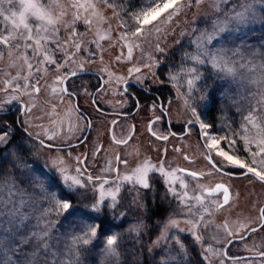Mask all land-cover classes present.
<instances>
[{"label": "snow or ice", "instance_id": "snow-or-ice-1", "mask_svg": "<svg viewBox=\"0 0 264 264\" xmlns=\"http://www.w3.org/2000/svg\"><path fill=\"white\" fill-rule=\"evenodd\" d=\"M201 2L202 0H159V2L157 0H147L148 6L133 12L128 20H124L120 13L114 11V15L120 19L118 27L121 28V32L113 41L110 20L103 16L101 12L104 6L115 9L116 6L111 0H83V2L72 0L70 7L74 11L71 13L66 10L68 5L61 3V0H0V17H3L6 23L10 21L12 25L11 31L7 35L0 32V45L22 49L23 54L20 59L24 62L27 70V75L21 74L23 67L15 76L8 74L6 79L0 82V92H3L6 97H10L14 101L22 100L24 95L30 97L29 102L25 104L23 116H29L32 109L36 107L34 95L39 94L42 89L45 91L51 89L53 94H58L57 99L61 101L65 95L69 98L76 97L80 93L75 90L69 91L67 82L71 77L77 76V70L84 67L82 60L75 59L81 52L87 53L88 62H92L93 57L99 56L100 62L103 63L104 58L101 53L105 49L101 41L107 39L109 47H119L121 49L119 54L114 57L117 63L122 58L129 63H133L134 48H141V44L135 43L132 38L143 41L147 36L155 34L156 42L152 45V48L155 52L163 53L164 48L160 46L159 39L161 35L165 34L168 26L174 23V17L191 7L193 3L198 5ZM211 2L214 6L217 4V0H211ZM81 10L86 14L81 15ZM247 13L248 9L245 8L244 11L237 12L231 19L239 23H246L250 18ZM30 17H34L39 23L32 24L29 20ZM78 21L86 25L89 31H92L95 26L93 39H86V34L79 33L76 30ZM61 29L64 31L61 32ZM224 30V27L219 28L221 32ZM200 39L204 43L199 46V53L193 59L204 63L205 58H210L214 67H220L217 55L211 54L210 49L207 48V42L212 40V35L205 32L201 34ZM18 40L24 41V43H13ZM31 41H34V43ZM49 43L53 47L50 48ZM92 45H95V48ZM28 49L32 50L31 56L27 54ZM57 53L62 54V59L57 57ZM9 55H11V52H9ZM141 56H143V52H141ZM34 58H38L35 64L31 62ZM148 59L151 61L153 57L149 56ZM45 65L52 67L55 73L54 77H49V67ZM72 65H76V69H72ZM15 66L13 65V67ZM153 67L154 63H145L142 67L133 63V66L128 69V73L129 75L138 74L135 78L139 81L143 78L142 68L147 69L149 74L154 77ZM261 68H264V64L261 65ZM100 71L104 72L107 78L102 79V83L97 86L95 92H89L87 88L82 89V92L84 96L92 98L93 110L102 114V93L123 97L131 94L126 89L120 90L112 87L114 73L110 72L108 67H102ZM189 71L196 73L197 69L191 68ZM227 71L232 72L234 69L228 68ZM169 78L172 80L177 79L176 76L171 74H169ZM199 78V75H196L193 79L187 81L189 92L192 91L194 80ZM49 79H51V83H49ZM41 81H44V83L41 84ZM155 82L163 83L162 81ZM253 82L259 83L260 87L264 88V74H261L258 81ZM115 83L126 84L127 77H116ZM53 85H59V87ZM261 95L264 96V92ZM97 97H100V99H97ZM107 103L111 104L112 102L107 101ZM127 103L126 98L116 101V105L121 108L125 107ZM132 103L134 107L139 104L138 98H134ZM184 103L190 118L185 119L180 124V133L184 137H191L195 133L200 154L199 159H193L188 155H184L183 159L189 161L190 166L195 170L166 168L163 162L153 163L146 156L139 160L135 167L130 168L128 157L133 155L132 152L126 151L123 157L119 154L108 155V149L99 141L93 144L90 153L81 152L73 155V149L78 145H73L71 141L76 139L79 143H88L87 137L83 133L95 123L88 115L80 111L78 105L73 106L71 109V112L77 114L76 123L69 120L67 126L60 122L51 128L37 125L41 129L40 133H27L29 137L37 141L40 148H47L49 151L57 153V155L50 157V163L49 161L44 163L45 166L56 173V183L60 187L59 195L55 192H49L45 188V181L41 179L45 176L43 171H40L37 175L36 169L29 168L26 163H19V157H14L16 166L26 169L25 174L36 182V186L48 199L50 207L43 213L44 216L52 212L57 215L67 214L71 216L77 213L80 215L83 227L81 228V234L73 237V248L77 245H89L93 239L108 232L109 234L105 236L107 245L105 252L109 255L118 256L117 248L119 247L120 235L111 233V229H106L105 220L107 216L104 215L109 211L115 215L116 209L123 206L122 186L116 183V180H133L135 183L142 185L143 189H150V172L161 173L168 178L169 184L173 182L177 172H187V175L196 181V190H199L201 194L193 196L196 203L200 205V209L197 210L198 214H193L192 210L188 209L187 216L184 218H176L178 214L169 216L153 241V245L149 247V252L152 251V247H159L171 239L179 246L181 252L186 253L179 236H170V230L191 233L195 241L200 242L203 247L206 242L204 231L214 226V231L208 240V247L204 249L206 255L202 259L207 261V264H213L212 257L207 255V253H213L218 257L216 264H226V251L222 247L217 250L214 245H233L237 240L244 242L246 240L245 233L255 234L258 231L256 227L248 222L250 218L237 219L234 222V227H229L227 218L224 223L214 225V219L212 218L218 212H223L226 208L233 206L234 202L230 197L232 188L230 181L243 178L264 184V105L261 106L259 114H252L249 110L250 114L242 120L238 128L226 125L221 129H217L213 124L205 122L197 108L190 104L187 99ZM157 108L161 109L160 115H155V109ZM54 111L55 106H53ZM149 111L153 112L154 117L149 119L148 127L152 137L162 142H168L170 137H176L175 132L166 130L158 133L152 130L154 125L165 118L167 108L163 104L153 102L149 107ZM2 112H4V105L0 103V113ZM23 122L31 123V120ZM111 123L114 125L117 121L113 120ZM134 127L131 126L127 137L117 139L113 135L111 139L117 145L127 148L129 142L134 140ZM173 127H175V124H173ZM77 132L80 133L78 137L76 136ZM12 135L11 125L0 127V147L8 145ZM57 141H59V144L56 143ZM19 147L23 149L24 143L22 142ZM40 148L32 153L37 159L39 158ZM163 151L166 153L167 148H164ZM176 151L179 152L180 149H176ZM61 152H66L67 157L71 158L74 163L69 164L64 156L59 154ZM136 154L139 155V153ZM97 156H101L104 161L103 165L98 170L88 171V168L92 166L89 162L95 161ZM201 163L204 166L203 168L196 167ZM121 165H123L125 173L123 175L121 174ZM113 174H115L116 180L110 181L109 177ZM201 181H207V183H201ZM181 183L184 184L185 190L179 196L181 201L186 202L189 185L184 183L183 180H181ZM172 192L175 194L176 189L173 188ZM132 205L143 208L146 215L149 212V207L142 200L140 192H136L132 199ZM181 212H183V209H181ZM126 215V212L123 211L118 214L121 218L126 217ZM102 216L103 219H101ZM255 219L260 228L264 229V208L259 209L258 217ZM95 221H99V223ZM181 224L185 227L182 228ZM48 227L50 225H46L42 231L32 232L31 235L20 238L19 244L21 247L14 249V251H22L23 246L29 244L33 248V251L27 254V258L21 264H39L38 250L41 247L44 249L49 248L47 243ZM148 227L149 225L140 221L129 230L137 234L136 243L140 242L138 239L140 231L142 229L146 230ZM2 243L0 241V252L3 251ZM244 247L247 248L248 245L245 243ZM260 247L264 248V243ZM256 248V244L253 243L251 250L259 258L258 264H264V251H256ZM170 259L176 260L177 257L172 256ZM0 264H17V262L11 257H0ZM44 264H48V262L45 261ZM61 264H75V262L62 261ZM163 264H168V261L165 260ZM227 264H249V260L229 257L227 258Z\"/></svg>", "mask_w": 264, "mask_h": 264}, {"label": "rangeland", "instance_id": "rangeland-1", "mask_svg": "<svg viewBox=\"0 0 264 264\" xmlns=\"http://www.w3.org/2000/svg\"><path fill=\"white\" fill-rule=\"evenodd\" d=\"M231 0H217V4L214 6L211 0H202L200 4H195L187 9H185L181 14L174 17V23L168 26L165 30V34L160 36L159 43L162 48H164V52H155L152 48V45L156 42V35L152 34L147 36L143 41L136 40L132 38V40L141 44V48H134L133 51V63L139 66H143L145 63H154V67L152 68V72L155 73V76L149 74L147 69L142 68L143 79H151L152 82L161 81L160 79H165L171 82L172 86L177 90L176 101L171 105V118L175 121L179 122L185 119L190 118V114L188 113L187 108L185 107V99L188 100L190 104L197 108V111L200 113L201 118L203 119V106L206 104V99L200 98V102L204 101L202 107L198 106L196 102L190 98L189 94L196 91L193 90L188 91L187 81L189 80V75H178L177 72H172L169 69L170 60H168V56H171L173 52H186L189 50V45L193 46L195 49L194 57L199 53V46L204 43L200 39L202 33H207L212 35V40L207 42V48L210 49L211 54L217 55L218 63L220 67H214L210 61V58H205L204 63H200L198 60V64H210L214 69L221 72V77L224 78V86L217 93L220 97L227 100L229 103V110L232 109L238 115L239 122L238 127L240 126L242 120L246 118L251 110L252 114H259L261 106L264 105V96L261 95L264 92V88H261L259 83H254L253 81H258L261 74H264V68H261V65L264 64V48L255 47V49L246 52L242 49V47L236 41L235 33H240L241 30H244L248 27L249 24L254 23L258 20L259 10L258 8L264 6V0H246L240 6L234 9L232 8V4H228ZM83 2V0H81ZM144 8L148 6L147 0H144ZM159 2V0H157ZM61 3H65L68 5L66 10L71 13L74 11L70 7L72 0H61ZM228 5L230 12H225V6ZM245 8L248 9V16L250 17L248 22L239 23L233 19L237 12L244 11ZM261 9V8H260ZM115 9L108 8L104 6L101 9L103 16L109 18L111 23V37L113 41L115 38L120 35L121 28L118 27L120 25V19L114 15ZM116 12V11H115ZM86 13L81 10V15H85ZM32 24H38L39 22L35 20L34 17L29 18ZM253 26V25H252ZM220 27H224V31H219ZM12 25L11 22H5L3 17H0V32L7 35L9 31H11ZM76 30L79 33L86 34V39L91 40L94 38L95 26L92 31H89L88 27L84 25L82 22H77ZM64 30L61 29V32ZM257 29L253 28L248 30V36L251 38V33H256ZM66 35V33H65ZM105 35H107L105 33ZM34 43V41H31ZM15 43L23 44L24 41H14ZM101 44L104 45V51L101 53L103 55V63L100 62L99 56L93 57L92 62L87 61V53L81 52L75 59L82 60L84 62L83 69L92 68L99 71L105 79L107 75L104 72H101L100 69L102 67H108L109 71L114 73L113 79V88H117L120 84L115 83L116 77L125 76L127 78L136 79V73L129 75L128 69L133 66V63H129L123 58L119 63H117L114 59L115 55L119 54L121 49L119 47L112 48L108 46V40H102ZM50 48L53 47L51 43L48 45ZM95 48V45H92ZM181 49V50H180ZM99 51V50H98ZM11 52V55H9ZM141 52H143V56H141ZM0 82L4 81L8 74L13 76L16 75L18 71H21L23 67V71H21L22 75H27L26 66H24V62L20 59L22 53V49H16L11 46L0 45ZM27 54L29 56L32 55V50L28 49ZM126 54V49H125ZM57 57L62 59V54L57 53ZM188 55V53L186 54ZM152 56L153 60H149L148 57ZM36 59L34 58L31 62L33 64L36 63ZM168 60V62H166ZM169 64V66L167 65ZM13 65H16L13 67ZM49 67V77H54L55 73L52 70L51 66ZM164 66L165 69L163 68ZM72 69H76V65L71 66ZM228 68L234 69V71H227ZM242 69V71H241ZM82 70V69H79ZM78 71V70H77ZM174 73V76L177 77L176 80L169 79V74ZM192 74V73H190ZM85 77L75 78L73 81H85ZM44 81H41L43 84ZM49 83H51V79H49ZM158 83V82H157ZM54 87H59V85H53ZM83 89V88H82ZM30 91V89H29ZM89 92H92L88 88ZM80 98L81 107L90 115L98 117V113L93 110L91 105V97H86L83 95L82 90L78 91ZM204 93V91H201ZM201 93V95H203ZM58 94H53L51 89L42 91L39 94L34 95L36 107L32 109V112L29 116L22 117V124L28 128L31 133H40L41 129L37 125H44L48 128L54 127L57 123L63 122L65 126L69 120L73 123L77 122V114L71 112L72 107L74 106L73 99L64 96L63 100L57 99ZM102 101L106 102L109 94H101ZM114 99L119 100L125 97L121 95L113 96ZM100 99V97H98ZM22 100L27 104L30 100L28 95H24ZM114 100V101H115ZM17 100H11L10 97H6L3 92H0V103L4 105V108L11 106ZM205 104V105H204ZM53 106H55V111L53 112ZM207 106V105H206ZM1 117V116H0ZM258 118V115H257ZM139 123L138 132L134 136V140L132 144H130L126 151L132 152L133 155L128 157L130 164L129 167H135L139 160L143 159L145 156L148 157L153 163L157 161L163 162L166 168H189V161L183 159L184 155H192L195 159H199L200 150L197 145V137L195 133L191 137H184L181 139H176L174 141V146L167 149L165 153L162 147L153 146L150 147L146 141V133L144 130V125L142 117H138ZM31 120V123L23 122ZM204 120V119H203ZM104 116H101V119H95L96 126L93 128L92 133L89 136L88 142L95 143L97 141L101 142L105 148L107 147L113 155L118 151V146H112L109 142L110 137L108 136L107 124ZM130 121V120H129ZM128 120L126 121L127 124ZM9 125L3 122L0 118V127H5ZM130 130V129H129ZM129 132V131H128ZM76 136H80V133L77 132ZM123 135L122 137H124ZM118 137V136H117ZM120 137V138H122ZM74 140V139H73ZM59 142V141H57ZM34 151L37 148H40L39 144L34 142ZM109 144V145H108ZM124 149V151H125ZM176 149H180L179 152ZM80 150L73 149V155L78 154ZM136 153H139L137 155ZM64 156V158L68 161L69 164L74 163V161L67 157L66 152L59 153ZM57 155L55 151H49L47 148H40L39 159L40 162L34 163L29 168H33L39 170L38 168H44L48 172H51L56 176V173L50 170L47 166H45V161H49L50 157ZM122 170V175L125 174L123 171V165L120 166ZM199 168H203V164L198 165ZM46 172V171H45ZM38 175V173H36ZM130 174V173H127ZM114 175V174H113ZM112 175V176H113ZM111 176V177H112ZM149 176L151 177V188L143 189L142 185L135 183L133 180H116V177H112L111 180H116V183H119L122 186V207H120L124 212L129 210L132 212L133 217H136L132 220L131 227L127 229V235H133L137 237V234L134 232H130L129 230L136 225L138 222L143 221L147 224L146 218L148 214H145V210L143 208L132 205V199L135 196L136 192H140L142 200L147 203L149 210L152 209L157 203L158 200H163L164 204L170 209H168V213L165 215L164 220L160 223L158 233L152 237L150 242L148 243L147 249L153 245V241L159 234L164 223L167 222L169 216L173 214H178L176 218H184L187 216L188 209H191L193 214H198L197 210L200 209V205L196 203L195 199H193L194 195H200L199 190H196V181L187 174L182 172H177L175 177L173 178V182L171 184L168 183V178L164 177L159 172H150ZM44 179V177H41ZM181 180L184 183L188 184V198L187 201H181L179 194L182 193L185 188L184 184L181 183ZM201 183H207V181H201ZM232 197L231 200L234 202L231 208H226L223 212H218L214 218V225H220L224 223L225 219L229 220V227H234V222L237 219H245L250 218L248 220L249 223L253 224L256 221L257 213L256 207L260 205L261 202L264 201V185L259 182H241L234 183L232 181ZM176 189V193L172 192V189ZM205 195H207L205 193ZM110 203V200L108 201ZM33 204V205H32ZM33 201L28 197V195L22 191L19 185L14 182H4L0 184V233L4 234L5 231L9 229V225L11 226V230H9L7 235H9V239L13 240L15 243V249L20 248V244L17 241H14V237H16L19 241L20 238L26 235H31L32 232L35 231V228L39 222L38 217L36 216L37 210H35ZM119 208V207H118ZM26 210V212L24 211ZM183 209V212H181ZM21 211H24L22 214ZM202 211V210H201ZM149 213V212H148ZM26 217V218H25ZM130 217V216H128ZM26 220L25 226H23V221ZM69 223H74V221L69 220ZM91 223V221H89ZM77 224V225H76ZM74 223V225L69 226L68 230L62 231L61 233V243L59 242L57 245V250H51L52 256L56 254H67L66 246L73 240V237L81 234V228L83 224L81 220ZM181 227H185L181 224ZM214 231V226L206 229L204 231L205 243L203 247L200 242L195 241L194 236L187 231H179V230H170V236H179L180 240L181 236L189 235V237L194 240V242L200 247L202 254L205 256L206 253L204 249L208 247V240L210 235ZM11 233V234H10ZM145 233V230H141L139 236H142ZM5 235V234H4ZM1 237V235H0ZM71 239V240H70ZM70 240V242H69ZM171 240V239H170ZM93 242V241H92ZM168 241L161 244V246L165 245ZM174 242V241H173ZM175 243V242H174ZM176 244V243H175ZM224 244H215L214 247L219 250L223 247ZM89 246V245H88ZM159 246V247H161ZM107 245L105 240L102 245L99 246V249L93 251L90 250V261H97V263H117L118 256L109 255L105 252ZM152 247V252L159 248ZM72 248V247H71ZM87 251L89 248H85ZM33 248L31 244L24 245L22 251H15V257H21L24 254V258H27V254L31 253ZM208 256L212 257L213 264H216L218 257H216L213 253H207ZM96 257V259H94ZM54 259V258H52ZM226 264H227V259ZM249 260V264H258L259 258L256 259H247Z\"/></svg>", "mask_w": 264, "mask_h": 264}, {"label": "trees", "instance_id": "trees-1", "mask_svg": "<svg viewBox=\"0 0 264 264\" xmlns=\"http://www.w3.org/2000/svg\"><path fill=\"white\" fill-rule=\"evenodd\" d=\"M244 1L246 0H231L228 4H232V8L230 9H234L240 6ZM111 2L116 6L115 11L120 13L124 20H128L133 12L143 9L145 4L144 0H111ZM225 7V12H230L228 5ZM260 8H258V20L249 24L248 27L241 30L240 33H235V38H237L236 41L246 52L255 49V47L264 48V6ZM253 28L257 29V32L251 33L252 35L250 38L248 36V30L252 32ZM187 53L188 55H186ZM193 55H195V49H193L191 45H189V50L187 49L186 52L180 51L171 53V56H168L170 66L167 63L170 71H176L179 76L189 75V79H193L196 75H199L200 78L195 79L193 84V90L196 92H192L189 96L200 107H202L204 101L200 102L199 99L203 98L207 100V106L205 104V106H203V119L205 122L213 124L217 129H221L226 125L238 128V115L233 109L231 112V110H229V103L226 102L227 100L217 94L224 86V78L221 77V72L214 69L210 64H198V62L193 59ZM168 60L166 62H168ZM168 66H164L163 68L165 69V67ZM191 68H196L197 72L190 74L191 72L189 69ZM170 74L174 75V73ZM201 91H204V93ZM201 93L203 95H201ZM0 118L3 122L11 125V130L13 131L9 144L0 147V184L8 181L16 182L22 191L28 195L33 203H35L34 207L35 210H37L36 216L39 222L34 232L42 231L46 225H50V227H48L49 235L47 237L49 248L44 249L41 247L38 250L39 264H44L45 261H47L48 264H53V262H55V264H61L62 261H74L75 264H101L97 263V261H90L92 258H90L89 252H91L90 250L92 249L93 251L99 249V246L102 245L105 240V236L109 234L108 232L93 239V242H91L89 246L77 245L73 248L70 239V243L66 246L65 252L68 253L64 255V258L63 254L51 255V250L56 251L58 243H61L62 231L68 230L69 226H73L74 223L76 224V222L80 221L82 218L78 213L71 216L67 214L57 215L55 212L49 213L47 216L43 215L50 207L48 199L45 198V194L36 186V182L25 174L26 169L16 166L14 159V157H19V163H26L28 166L40 162L39 158L37 159L32 155L34 152V141L30 140L29 136L17 125L13 116L8 114ZM22 142L24 143L23 149L19 147ZM38 169V175L40 171L45 173L43 179L45 181V188H47L49 192H55L59 195L60 187L56 183L55 175L44 168ZM163 204V200H158V203L149 210L148 217L146 218L149 227L142 236L138 237L139 243H136V236L127 235L126 233L127 229L131 227L132 220L136 218L133 217L134 214H132V212L127 210L126 217L121 218L118 214L123 210L119 207L116 209L115 215L111 211L104 214L107 216L105 220L106 229H111V233L120 235V240L118 241L119 247L117 248L119 254L118 262L105 264H163L165 260L168 261V264H207V261L202 259L204 255L200 247H198L189 235L181 236V242L186 249V253L181 252L179 246L172 240H169L165 245L155 249L153 252H149L147 249L148 243L152 237L158 233L160 223L164 220L165 215L168 213V209H170ZM24 211L26 212L25 209ZM24 211L20 213L22 214ZM103 218L102 216L101 219ZM69 220L74 221V223H69ZM22 221L23 226H25L27 219H23ZM95 222L99 223V221ZM9 230H11L10 225L9 229L4 232L5 235L0 233V241L3 242V251L0 252V257H11L17 264H21L25 256L22 254L23 256L21 257H15V243L13 240L9 239V235L6 234ZM14 241L19 242L16 237H14ZM85 248H89L88 251ZM77 252L79 253L78 255ZM172 256L177 257V259L171 260L170 257ZM94 259H96V257Z\"/></svg>", "mask_w": 264, "mask_h": 264}, {"label": "flooded vegetation", "instance_id": "flooded-vegetation-1", "mask_svg": "<svg viewBox=\"0 0 264 264\" xmlns=\"http://www.w3.org/2000/svg\"><path fill=\"white\" fill-rule=\"evenodd\" d=\"M85 72L82 74H79L75 77H71L69 81L67 82L69 91H81L82 88H89L92 92H95L97 86H99L102 83V79H105V77L97 70L92 69V68H87V69H82L78 70L77 72ZM78 77H85V81H73L75 78ZM163 83H157V82H152L151 79H143V80H137L134 78H127V83L126 84H120V90H125L130 93L131 95H128L125 97L128 100V103L125 107H118L116 105V101L113 95L109 94V97L107 98L106 102L101 101L102 103V108H103V113H98V117H95L93 115L88 114L80 105V96L77 95L76 97H73V103L74 106L78 105L80 108V111L83 112L84 114L88 115L90 119L95 121V119H101V116H104L108 121L106 122L107 124V131H108V136L110 137L109 142L112 146H118L120 148H117L118 151L115 154H119L123 157L124 153L126 152V149L122 145H117L114 140L111 139L113 135L116 136L117 139H120L123 135L124 137H127L129 135V129L131 126H135L133 129V135L135 136L136 133L138 132V125L141 123L138 119L139 116L142 117L143 120V125H144V130L146 133V141L147 144L150 147L153 146H158L163 148H169L174 146V141L176 139H181L184 138V136L181 135L180 133V124L183 123L184 120L182 121H175L173 118H171V105L176 101L175 95H177V90L172 86L171 82L165 80V79H160ZM116 88V87H115ZM119 89V86H117ZM79 93V92H78ZM134 98H138L139 104L133 106V100ZM92 99V98H91ZM97 99H99L97 97ZM124 99V98H122ZM119 99V100H122ZM115 100V101H114ZM107 101H111L112 103L109 104ZM153 102H158L160 104H163L165 108H167V112L165 113V118L162 119L158 124L154 125L152 130L157 131L158 133L160 132H165L171 131L176 133V137H170L168 142H162L154 137L151 136L150 131L148 130L149 127V119L154 118L153 117V112L149 111V107ZM25 102L23 100H17L14 102L11 106L4 108V112L0 113V116H6V115H11L13 118L16 120L17 125L27 134L31 133L27 127H25L22 124V117H23V111L25 107ZM160 108L155 109V115H160ZM113 120H116V124H112L111 122ZM128 120L127 124L126 121ZM130 120V121H129ZM173 124H175V127H173ZM96 126V123L93 124L91 128H88L83 135L87 137V140H89V136L92 133L93 128ZM118 136V137H117ZM30 140L34 141L37 143V141L29 137ZM73 145H78L74 147L77 150H80L79 153H90L93 147L94 143H79L76 139L71 141ZM59 144V142H56ZM101 143V142H100ZM102 144V143H101ZM132 144V141L129 142V145ZM109 145V144H108ZM63 147L62 145H60ZM107 148V147H106ZM108 149V148H107ZM125 149V151H124ZM108 155H113V153L108 149ZM189 156L193 159L192 155L189 154ZM92 166L88 168V171H94L98 170L101 165H103L104 161L101 158V156H97L95 161H90L89 162ZM198 167V165L196 166ZM185 168V167H181ZM190 170H195L192 166H189ZM184 174H187L185 172H182ZM112 177H116L115 174ZM111 176L109 179L112 178ZM190 177V176H189ZM193 180V178H192ZM234 183H241V182H259V181H250L247 179H234L232 180ZM232 181L229 183L232 184ZM260 183V182H259ZM262 184V183H260ZM264 185V184H262ZM207 194V193H206ZM230 197H232V188L230 191ZM264 208V201L260 203L256 207V213L257 217L259 214V209ZM253 227H256L258 231L255 234L251 233H245L246 235V240L244 242L236 241L234 242L233 245H228L224 244L223 249L226 251V259L229 257H237V258H245V259H258V257L255 256V252L252 251V245L253 243L256 244L257 248L256 251H264V248H261L260 245L264 243V229L260 228L259 223L255 221V223L252 224ZM247 244L248 247L245 248L244 244Z\"/></svg>", "mask_w": 264, "mask_h": 264}, {"label": "water", "instance_id": "water-1", "mask_svg": "<svg viewBox=\"0 0 264 264\" xmlns=\"http://www.w3.org/2000/svg\"><path fill=\"white\" fill-rule=\"evenodd\" d=\"M82 73H85V72H83V71L77 72V75L82 74ZM185 173H187V172H185Z\"/></svg>", "mask_w": 264, "mask_h": 264}]
</instances>
